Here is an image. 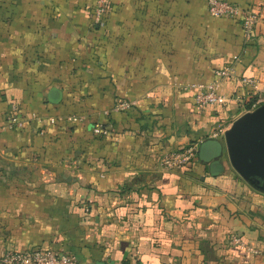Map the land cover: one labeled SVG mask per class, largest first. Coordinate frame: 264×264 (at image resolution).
<instances>
[{"label":"crops","instance_id":"crops-1","mask_svg":"<svg viewBox=\"0 0 264 264\" xmlns=\"http://www.w3.org/2000/svg\"><path fill=\"white\" fill-rule=\"evenodd\" d=\"M206 1L110 0L96 22L95 0H0V260L53 248L78 264H264V190L232 169L223 138L244 114L238 78H259L264 101V15L247 40ZM226 67L228 101L196 106ZM13 112L20 129L5 128ZM208 139L221 169L160 167Z\"/></svg>","mask_w":264,"mask_h":264},{"label":"built area","instance_id":"built-area-1","mask_svg":"<svg viewBox=\"0 0 264 264\" xmlns=\"http://www.w3.org/2000/svg\"><path fill=\"white\" fill-rule=\"evenodd\" d=\"M110 0H95L93 11L95 21L99 22L103 13L108 10ZM207 13L217 18H227L236 20L240 23L244 37L247 40L254 38L255 29L259 21L264 15V1L260 7L250 6L242 8L241 6L232 3L228 0H207ZM264 73V71H263ZM217 80L207 86L196 87L194 94V103L196 106L204 107L209 105L224 104L228 98L218 93L219 82L224 78L235 77L232 68L226 67L215 71ZM239 85L245 90L244 96L236 95L235 100L241 103L244 107V113L251 112L264 104L262 92L259 88V78L257 77H240L237 80ZM253 98V101H249ZM133 103L129 101H119L114 107L115 112H126L130 110ZM67 121L76 124L83 121L81 116H70ZM23 126V121L15 113L8 116L6 127L14 130L20 129ZM92 131L96 135H107L108 132L100 125L93 127ZM216 137V134H212ZM198 145H189L177 150L163 154L159 159L160 167L165 171H176L184 169L192 161L197 158ZM230 244L243 248V242L240 238L232 236ZM0 264H78L75 256L65 252L62 249H35L25 251H8L0 260Z\"/></svg>","mask_w":264,"mask_h":264},{"label":"water","instance_id":"water-1","mask_svg":"<svg viewBox=\"0 0 264 264\" xmlns=\"http://www.w3.org/2000/svg\"><path fill=\"white\" fill-rule=\"evenodd\" d=\"M223 138L232 169L250 185L264 190V104L240 115ZM222 151L220 141L208 139L200 144L198 158L221 169Z\"/></svg>","mask_w":264,"mask_h":264},{"label":"trees","instance_id":"trees-1","mask_svg":"<svg viewBox=\"0 0 264 264\" xmlns=\"http://www.w3.org/2000/svg\"><path fill=\"white\" fill-rule=\"evenodd\" d=\"M199 148V147H198ZM197 157H198V152H197ZM199 159V158H198Z\"/></svg>","mask_w":264,"mask_h":264}]
</instances>
